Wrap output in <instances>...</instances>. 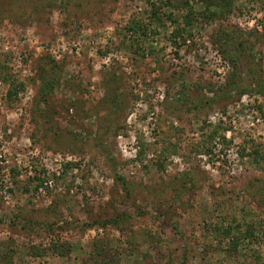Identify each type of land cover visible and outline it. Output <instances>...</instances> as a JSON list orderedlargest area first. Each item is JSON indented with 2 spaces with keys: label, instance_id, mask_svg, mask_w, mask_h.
I'll return each instance as SVG.
<instances>
[{
  "label": "rangeland",
  "instance_id": "rangeland-1",
  "mask_svg": "<svg viewBox=\"0 0 264 264\" xmlns=\"http://www.w3.org/2000/svg\"><path fill=\"white\" fill-rule=\"evenodd\" d=\"M0 264H264V0H0Z\"/></svg>",
  "mask_w": 264,
  "mask_h": 264
},
{
  "label": "trees",
  "instance_id": "trees-1",
  "mask_svg": "<svg viewBox=\"0 0 264 264\" xmlns=\"http://www.w3.org/2000/svg\"><path fill=\"white\" fill-rule=\"evenodd\" d=\"M206 4L205 8L207 7V9H204L203 10V14L206 15L208 11H210L211 9L209 8L210 6L208 5V3H204V5ZM188 11H191L193 9H189L187 8ZM140 28V27H139ZM135 31V30H134ZM52 87H53V84L51 82H47L46 85H45V88H46V91H51L52 90ZM44 88V89H45Z\"/></svg>",
  "mask_w": 264,
  "mask_h": 264
}]
</instances>
